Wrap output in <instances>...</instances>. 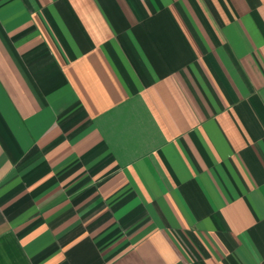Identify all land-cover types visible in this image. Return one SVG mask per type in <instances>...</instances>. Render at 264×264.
I'll list each match as a JSON object with an SVG mask.
<instances>
[{"label": "crops", "instance_id": "obj_1", "mask_svg": "<svg viewBox=\"0 0 264 264\" xmlns=\"http://www.w3.org/2000/svg\"><path fill=\"white\" fill-rule=\"evenodd\" d=\"M0 264H264V0H0Z\"/></svg>", "mask_w": 264, "mask_h": 264}]
</instances>
